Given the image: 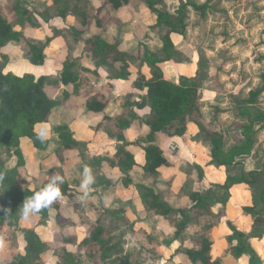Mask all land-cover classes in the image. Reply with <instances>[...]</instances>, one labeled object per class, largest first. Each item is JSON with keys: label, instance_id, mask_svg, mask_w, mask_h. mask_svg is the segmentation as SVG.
Segmentation results:
<instances>
[{"label": "rangeland", "instance_id": "rangeland-1", "mask_svg": "<svg viewBox=\"0 0 264 264\" xmlns=\"http://www.w3.org/2000/svg\"><path fill=\"white\" fill-rule=\"evenodd\" d=\"M193 1L197 6H205L203 12L190 7L186 9L183 27L175 28L170 34L175 50L174 60L168 62L176 70V83L180 76V81L185 79L187 85L193 84L198 98L197 106L182 117V123L176 122L163 133L155 134V143L163 150L171 165L161 168L160 175L155 180L144 179L140 169L129 171L128 176L133 185L142 183L157 193L163 191L164 200L176 209L190 208L193 203L189 196L197 193L206 199L209 215L195 218L189 213L178 214L176 220L184 227L180 238L176 239L166 221L145 216L140 213V209H135L137 195L134 186L124 189L119 183L122 174L116 169L111 173L106 171L112 175L113 186L103 194L104 205L97 195H93L81 202L80 209L92 219L100 215L103 207L108 208L111 204L126 209L130 228H113L109 221H104L105 238L115 236L120 239L134 264H192L180 248L198 249L202 238L210 241L212 261L219 264H264V226L261 227L260 238L251 236L254 216L243 211L244 207L252 205V194L258 197L261 178L253 187L236 185L228 191L221 189L227 177H238L242 172H264V122L254 125L256 134L251 154L238 158L229 167L219 166L211 160L212 145L209 136H220L226 152L232 146L239 145L243 139V127L248 124L247 115L243 111L247 110L252 115L264 114V92L253 104L247 102L250 92L264 86V0ZM185 2L186 0H130L128 7L119 16L122 23L118 29L99 30L93 21L87 27L82 26L80 18L71 13H67L64 18L59 17V6L54 4V0H0L2 14L6 13L7 5L14 4L27 11L32 22H26L23 27L16 26L15 29L21 30L24 38L45 45L44 63L35 66L29 61L26 41H13L11 46L0 53V71L16 76L31 74L35 77L43 75L55 78L65 61L72 62L79 70L85 66L93 70L95 54L87 50L85 41L92 35L99 34L109 44L120 42L119 49L128 55L125 62L131 76V72L140 70V64L146 66L143 62L145 49L158 58H164L161 37L166 28L155 26L157 14L152 9L167 14L170 20L175 21L176 10ZM106 3L107 0H89L88 4L79 3L78 8L89 10L93 14L104 8ZM15 19L16 16L9 18L10 21ZM104 60L112 66L97 67L102 70L99 73L101 76L98 75L100 78L119 72L121 64L114 62L112 55H106ZM91 75L93 83L97 72L91 71ZM104 90L108 93L109 89L106 87ZM140 94L136 92L127 99L136 103ZM75 104L78 107L77 113H81L84 109L82 100ZM134 112L140 120L130 136H135V141L139 140L143 145L150 121L149 110L135 109ZM135 145L129 149L140 161L141 146ZM27 146L24 145V149ZM114 147L115 144H110L103 148L112 151ZM54 149L55 139H51L47 150L39 153L45 155L42 161L44 165L58 166ZM29 151L30 149L24 151L29 161L27 172L24 170L23 173L27 178L21 188L33 190L36 185L42 184L45 177L59 173L65 180L61 186L62 197L58 200L63 215L79 200L77 197L67 199L65 193L75 192L80 197L82 195L79 186L84 165L76 159L75 152H69L64 155L69 171L53 170L46 176L38 172L40 157ZM3 159H6L7 168L16 163L15 157L8 159L5 156ZM88 201L90 205H87ZM254 209L261 210L260 217L264 222V207L258 204ZM50 219L43 229L42 238L52 248L59 241V231L51 226L55 219ZM186 219L188 222L185 224ZM76 234L81 240L84 237L83 227H79ZM0 237L3 238L0 264L23 252L24 241L20 231L5 226L0 231ZM242 245V253L236 254L235 249ZM251 250L255 254L254 258ZM37 263L54 264L51 253L45 254Z\"/></svg>", "mask_w": 264, "mask_h": 264}, {"label": "trees", "instance_id": "trees-1", "mask_svg": "<svg viewBox=\"0 0 264 264\" xmlns=\"http://www.w3.org/2000/svg\"><path fill=\"white\" fill-rule=\"evenodd\" d=\"M88 4L89 0H54V4L59 6L58 16L64 18L67 13H71L80 18L82 26H89L93 21L99 30H115L121 25L119 16L128 7L130 0H107L106 6L93 14L89 10H79V3ZM190 7L194 10L203 12V7L197 6L193 0H186L176 10V20H170L169 16L158 10L152 9L157 14L155 26H163L166 32L161 37V52L164 58L150 54L146 49L143 54V62L148 68L147 75L139 70L138 77L133 83L134 89L144 92L136 103L128 101L123 107L121 114L109 117L107 109L108 99L92 86L86 77L81 76V71L90 73L89 69H77L70 61H65L58 77L47 76L35 77L31 74L16 76L9 73L3 74L0 71V231L7 226L14 231H20L24 241V253L18 255L13 260L4 264H38L42 257L51 253L54 264H134L131 255L124 250V243L115 236L105 238L106 229L104 221H109L113 228H130L126 217V209L117 204L101 209L100 215L92 219L81 212L80 194L75 192L65 193L67 199L79 200L70 206V210L61 214V204L57 200L50 208L42 210L38 215L28 221L19 218L18 209L24 200L43 187L48 180L44 179L41 185L35 186L33 190L21 188L24 183L25 161L20 148L21 140L27 139L31 145L39 151L46 149L48 141L41 142L34 131L38 124L46 123L51 112L64 105L72 94H80L85 100L84 112L86 115H102V121L96 126L95 130L104 128L107 135L116 143L113 155L101 153L98 155L90 154L85 142L76 141L73 133L65 124L53 128V133L60 141L55 151V157L59 167H52L44 170L47 175L53 170L66 171V152H75L76 159L84 166L92 169L95 176V183L91 186L90 195H97L99 201L104 205L103 194L113 186L112 177L106 173L117 169L122 177L121 186L128 189L133 185L128 176V172L140 169L144 179H157L160 175L159 170L170 166V162L163 150L155 144L154 136L163 133L166 128L174 123H182V117L190 113L197 106L196 90L193 84H188L185 79L174 83L167 80L163 71L158 66L161 63L174 60V50L170 34L177 27H183L185 11ZM9 11V13H8ZM4 14V15H3ZM0 12V49L11 41L19 42L25 40L28 47V58L31 64L40 66L44 63L45 45L26 39L21 30H16V26L23 27L26 22L31 23L27 11L20 8L18 4L7 5L6 13ZM19 15V17H17ZM10 16H16L15 20H9ZM87 50L95 54V67L108 66L104 60L106 55H112L114 62H119L121 68L111 77L113 79L126 80L130 76L125 62L128 55L119 49L120 42L113 44L107 43L99 34L92 35L85 41ZM143 64V63H142ZM140 64L139 69L143 66ZM142 66V67H141ZM107 67V68H108ZM94 73V71H92ZM71 87L73 92H69ZM264 92V86L250 92L247 102L253 104L256 98ZM147 108L150 114L148 132L145 135V144L141 145L139 140L130 143L125 139V131L132 129L139 117L134 109ZM247 115L248 124L243 127L242 141L239 145L232 146L228 151L223 150L221 137L216 134L209 135L211 140L212 161L219 166H232L238 158L247 157L252 152L254 144L253 137L256 134L254 125L264 122V114L252 115L249 111H243ZM183 128V126L181 127ZM136 144L141 146V160L138 161L136 155L129 148ZM16 158L13 167L7 168L6 159ZM259 178H261L259 182ZM259 182L260 189L258 197L252 194V205L243 208L247 214L253 215L252 224L254 238L261 237V227L264 222L260 217L261 210H255L258 204L264 207V172L252 171L242 172L238 177H227L222 183L221 189L230 190L236 185L253 187ZM136 191V203L141 207V214L149 217L163 219L172 228L174 237L180 238L184 227L176 220L178 214H191L192 217L200 218L209 215V206L206 199L197 193H191L189 198L192 206L188 209L183 207L174 208L164 200V192L157 193L151 187L142 183L133 185ZM87 205H90L88 201ZM92 205V204H91ZM55 219L51 225L59 231V241L50 248L43 241V229L49 219ZM50 219V221H51ZM188 219L185 220V224ZM27 224V226H26ZM79 227L84 229V237L79 240L76 231ZM246 240V239H245ZM245 242V241H244ZM246 244V243H244ZM248 246V244H247ZM242 247L235 249L236 254L242 253ZM192 264H219L212 261L211 243L207 238H202L198 249L180 248ZM251 256L255 254L251 250Z\"/></svg>", "mask_w": 264, "mask_h": 264}, {"label": "crops", "instance_id": "crops-1", "mask_svg": "<svg viewBox=\"0 0 264 264\" xmlns=\"http://www.w3.org/2000/svg\"><path fill=\"white\" fill-rule=\"evenodd\" d=\"M12 42L13 41H11L6 46H4L1 49L0 53L3 50H5L7 47L11 46ZM14 42H16V41H14ZM4 52H6V51H4ZM122 52H124V51H122ZM158 66L163 71V74L167 80H170V81H173L174 83H176L177 73H176V70L173 68L172 64H170L169 62H164L163 64H159ZM84 68L97 72V76H95V81L92 83V79L90 78V76L92 77V75L90 73H85V72H82L80 70L81 76L86 77L92 86L96 87L100 93H102L103 95H105L107 97L108 105H107V109L105 110V113L109 117H114V116L121 114L125 104L128 101H130L127 98H129L130 96H133L136 92H140L141 96L144 94V92L138 91V90L134 89V87H133V83L136 80V78L138 77L137 70L134 73L131 72V76H129L128 79L120 80V79H113L111 76L105 77L104 79H102V77L100 78L98 75H100L99 73L102 70L101 69L98 70L97 67H95V64H94L93 70L89 67H86V66L83 67V69ZM61 69H62V67H61ZM60 71H59V73H60ZM140 71L142 74L147 75L148 68L143 66L140 69ZM106 87H107V90L109 89L108 93H106V90L103 91V88H106ZM68 90L72 94V92H73L72 88L69 87ZM80 100H82V103L84 105L85 100L82 98V96L80 94H76V95L72 94V96L69 98V100L64 105L55 108L51 112L46 123L38 124L35 126L34 131L37 134L39 132L43 131V133L46 137L45 140L48 141V145H47L45 150H43V151L36 150L31 145L29 140H27V139L21 140L20 148H21V151H22V154L24 157V161H25V167H24L25 172H27L26 166H27V162L29 161L27 155H25V152H24L27 149H30L29 153H31L32 155H34L36 157H40V159L38 161V165H37L39 173L44 174V170H46L48 168L59 167V164H58V166L53 165L51 167H49V165L48 166L44 165L42 161H44L45 155L44 154L42 155L39 153H42V152L44 153L47 150V148L50 146L51 139H55V149L53 152V154L55 156V151H56L57 147L59 146L60 141L58 140L57 135L54 134L52 130L54 127L60 126L63 124H65L69 127V129L73 133V137L76 141L85 142L87 144V150L90 154L98 155L101 153H108L110 155H113L116 147H114V149L112 151L110 149L108 150V149H105L103 147H107V145H110V144L117 145V143L111 137H109L107 135L104 128H100L98 130H95L96 126L102 121V115H89V116L84 115V113H85L84 109L82 110L81 113H77L78 107L76 105L77 103L75 104V102H77V101L80 102ZM121 100H122V102H121ZM138 110H142V109H138ZM137 122H139V121H137ZM136 125H137V123H135V126L132 129L125 131V139L127 142H130V143L135 142V139H136L135 136H130V133L133 131V129L136 127ZM90 133H92V136ZM158 134H161V133H158ZM155 138L156 137L154 136V142H155ZM24 145H26V146L28 145L25 148L26 150L23 147ZM66 153H69V152H66ZM169 162H170V160H169ZM170 164H171V162H170ZM111 171H110V173H111ZM51 172H53V171H51ZM51 172H49V174ZM49 174H47L46 176H48ZM108 175L110 177H112L111 174H108ZM25 178H27V176ZM45 179L48 180L47 177H45ZM135 209H137V210L140 209V211H141V207L137 203L135 205ZM52 224H53V222L51 223V225ZM23 249H24V246H23ZM21 253L23 254L24 250ZM21 253L19 255H22ZM11 260H13V259H11Z\"/></svg>", "mask_w": 264, "mask_h": 264}, {"label": "clouds", "instance_id": "clouds-1", "mask_svg": "<svg viewBox=\"0 0 264 264\" xmlns=\"http://www.w3.org/2000/svg\"><path fill=\"white\" fill-rule=\"evenodd\" d=\"M37 138L44 142L45 135L43 131L37 134ZM3 177L0 176V180ZM65 180L59 173H54L48 177V182L41 187L38 191L28 198H26L18 209L19 218L24 221L32 219L38 215L42 210L50 208L52 204L62 197L61 186ZM95 183V176L93 175L92 169L88 166L83 167L82 180L80 182L81 190V202L88 199L90 195L91 186ZM3 245V238L0 237V246Z\"/></svg>", "mask_w": 264, "mask_h": 264}]
</instances>
